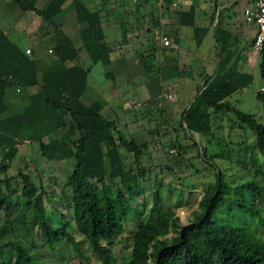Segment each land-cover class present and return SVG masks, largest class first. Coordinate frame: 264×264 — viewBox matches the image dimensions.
I'll return each instance as SVG.
<instances>
[{
	"label": "trees",
	"instance_id": "16d2710c",
	"mask_svg": "<svg viewBox=\"0 0 264 264\" xmlns=\"http://www.w3.org/2000/svg\"><path fill=\"white\" fill-rule=\"evenodd\" d=\"M68 1L47 0V8L41 10L35 0H8L7 10L35 12L42 21L55 27L51 41L56 62L44 72L41 92L31 96L29 105L17 118L15 134L0 132V217L9 225L14 220L18 205L30 209L34 219L15 223L12 227H37L41 241V245L37 246L33 241L16 242L13 236L0 245V256L10 250L15 253V258L8 261L2 257L0 264H35L33 250L36 247L39 250H55L65 243L75 249V257L65 264H94L83 244L89 246L100 264H116L112 248L123 239L126 220L139 208L145 207L148 191L154 198L152 217L139 223L132 238V253L121 264H264V237L257 233L260 225H264L258 202L264 195V188L257 180L263 170L254 152L248 155L247 160L253 171L247 167L246 158L239 156L236 163L231 162L239 173L249 175L248 180L231 183L227 173L216 163L217 159L228 160V145L221 141V153L210 154L195 142L192 148L198 149L197 158L208 164V169L196 170L200 175L205 171H214L215 184L203 195L195 219L189 226H181L174 210L161 211L164 182L151 190L141 185L142 181L145 182L147 170L145 151L150 149V144L128 139L119 130L116 121L104 116L105 104L102 101H95L90 106L82 102L89 90L92 67L98 64L111 66L116 57L124 58V54L117 52L122 46L108 41L100 14L92 11L85 0H71V5L65 8ZM177 1L121 0L117 4L120 9L126 10L124 24L136 41L131 51L136 53L137 46L146 49L140 53L144 55L143 69L150 75L147 85L155 82L160 88L156 94L151 92L154 100L163 95L162 84L168 85L181 77L183 72L182 68L175 66L173 59L162 58L158 62L154 57L158 51L166 54L177 49L174 39L178 31L167 30L164 19L174 13L178 15V27L193 30L197 47L202 45L210 31V27L196 25L197 9L206 0H190L192 3L187 9L184 7L187 0ZM175 2L178 7L173 10ZM215 2L218 8V0ZM68 10L75 12L78 24L88 25L80 35L87 59L92 63L90 67L85 65L79 50L57 24ZM215 20L216 13L211 26ZM214 32L219 50L217 69L212 75L200 73V77L205 79L204 85L197 88L196 96L184 110L180 128L186 136L192 134L215 139V124L228 117L232 125L246 127L255 137V147L264 159V125L255 115L244 113L230 102L234 95L247 90L255 81V74L238 68L248 48L241 49L239 38L220 23L215 26ZM158 33L163 35L157 38ZM164 36L172 41L168 48L161 45ZM261 55L264 77V50ZM67 62L74 63V66L67 67ZM38 73L37 59L29 57L8 34L0 32V114L6 110L4 99L7 88L37 86L40 83ZM106 78L116 79L112 72ZM256 97L264 105V89ZM62 130L65 134L56 138L55 134ZM26 142L39 145L42 156L47 160L74 162L66 190L63 191H70L67 194L71 199L70 220L64 211L59 210V226L49 221V212L44 205L48 194L43 186L39 189L31 177L24 174V187L18 198L20 203L15 204L14 196L19 194V190L12 187L15 178L2 177L10 166L16 147ZM172 149H177L182 156L189 151V147L178 140L170 144L169 150L162 145L156 154L162 159L160 154L164 152L169 158ZM151 160L156 159L151 156ZM183 165L179 162L169 168L177 178L176 182L185 173V168L181 171L176 168ZM152 169L157 174L160 171L166 173L167 166L154 165ZM76 234L81 236V241L76 239ZM170 234L173 236L169 237Z\"/></svg>",
	"mask_w": 264,
	"mask_h": 264
},
{
	"label": "rangeland",
	"instance_id": "374dc122",
	"mask_svg": "<svg viewBox=\"0 0 264 264\" xmlns=\"http://www.w3.org/2000/svg\"><path fill=\"white\" fill-rule=\"evenodd\" d=\"M125 11L126 10H123L124 14ZM0 15V23L7 25L11 18L9 13L7 11L5 13L0 11ZM11 20L13 21V17ZM105 21H107V19ZM110 21L112 20H109V23ZM130 34L133 33L129 30L127 31V27L124 24L123 29H120L118 35L123 45L129 42ZM159 35L161 36L163 33H158L156 37L158 38ZM251 39V37L249 39L244 38V40L241 41V48H248L244 56H247L250 52ZM182 44L187 47L180 52L174 50L163 54L158 51L154 56L158 62L162 58H171L175 61V66L183 69L181 77L175 78L168 85L162 84L164 93L155 100L152 93L156 94L160 88L155 82L147 85V79H149L150 75L143 69L142 61L144 60V55L140 53V51L146 49H142L139 46H137L138 50L136 53L128 48L123 52L126 54L125 56H130L132 59H130L129 63H124V61L121 62L117 67L120 73L117 82L104 79V81L101 82L98 80L96 83V80L92 77L90 78V84L94 85L99 91L103 90V99L106 102L105 115L108 118L115 119L119 130L130 140H134L139 144H150V149L145 151L147 154L145 157V166L147 170L145 182L142 181L141 185L151 190L163 181L165 187L161 189V211L167 209L174 210L176 218L180 219L181 226L186 227L195 219L196 212L199 210V202L205 192L210 190L215 184L214 171H205L202 175L197 172V170L208 169V164L201 162V160L197 158L198 149L192 148L195 142L199 143L202 148H206L210 154L221 153L223 147L219 145V142L223 141L225 145H228L230 150L229 154L226 156L228 160L222 161L217 159L216 163L227 173L228 181L231 183H238L239 181L249 179V175L238 172L234 163H236L239 156L243 159L246 158V161L249 160L248 155L254 152L259 159V166L263 170V174L260 175L257 180L264 188V159L255 147V137L246 127L239 124L232 125L228 117H224L225 119L223 122H217L215 124V139L202 138L192 134L186 136L181 130L180 122L184 110L196 96L197 88L204 85L205 79L200 77L201 72L206 73L202 67L204 64L203 62L207 60L206 62L209 61V63H211L212 60L217 58V51H213V54H210L211 56L207 55L208 50H212L214 45L213 35L205 39L201 49L204 61H201L202 63L200 65L199 61H193L196 53L199 52L193 38L183 40ZM252 58L253 60L250 64L247 62L244 65H240L239 69L255 74V81L247 90L234 95L230 99V102L231 105L239 108L244 113L255 115L259 122L264 125V105L259 102L256 97V94L264 89V77L261 69L263 56H252ZM152 59L153 58L149 59V62H151ZM209 70H211V68H209ZM104 71H106V68L100 64L95 68L93 74H101ZM98 100L101 101L99 97L91 98L86 96L84 98L86 104H91ZM231 118L235 120L234 116ZM10 128L8 129L10 130ZM10 131L14 133L13 130ZM64 134L65 131L62 130L57 132L55 137L59 138ZM178 140L182 142L184 146L189 147V151L186 155L182 156L177 149H172L169 158L166 157L164 152L160 154L162 159L158 158L159 155L156 153L162 145L169 150L170 144ZM47 141L48 140H46V142ZM151 156H154L156 160H151ZM132 161L134 160L132 159ZM179 162H183L184 165L177 167L176 170L181 171V168H185V170L183 169L185 173L182 174V176H180L181 179L176 182L177 178L169 171V168L175 167ZM231 162L234 163L232 164ZM9 164L10 166L7 172L2 175V177L4 179L15 178L12 181V187L15 190H19V194L14 196L15 204L20 203L18 198L21 189L24 187L22 176L27 174L39 189L43 186V189L48 194V197L44 200V205L49 212L48 216L50 223L56 226L60 225L59 210L64 211L67 218L70 220L69 212L71 209V199L67 197L70 191L67 190L65 193H63V191L64 189L66 190L69 177L72 174L74 167L73 161L47 160L42 156L39 145L24 144L16 148V152ZM154 165L158 167L167 166L166 173H161L160 171V174H157V171L152 169ZM247 167L253 171L249 162ZM141 200L142 199H140L139 202H141ZM145 201V207L139 208L135 215L126 220L124 223L125 235L123 239L118 241L112 248L116 264H121L131 255L133 247L132 238L139 223L147 222L152 217L151 209L154 205V198L150 191L146 194ZM258 202L261 205L264 218V195ZM156 216L157 214L154 215V217ZM33 219L34 213L30 209L24 208L21 204L18 205V209L14 213L12 224L8 225L6 220L0 217V245L8 242L14 236L16 237V242L22 241L30 243L33 241L37 246H40V233L37 227L34 229L32 227L17 225H15V229L12 227L15 223L31 222ZM257 233L264 237V225H260ZM75 236L78 241L82 240L81 236L77 234ZM172 236L173 234L169 235V237ZM83 247L85 252L93 258V263L100 264L98 258L89 250V246L83 244ZM33 253L35 255V264H65L75 257L74 247L67 243L58 245L55 250L48 248L39 250L36 247ZM2 257L8 261H13L15 253L9 250L4 255L0 256V258Z\"/></svg>",
	"mask_w": 264,
	"mask_h": 264
},
{
	"label": "crops",
	"instance_id": "0c3cea01",
	"mask_svg": "<svg viewBox=\"0 0 264 264\" xmlns=\"http://www.w3.org/2000/svg\"><path fill=\"white\" fill-rule=\"evenodd\" d=\"M35 2L37 8L41 10L46 9L48 6L47 0H35ZM85 2L92 11L98 12L100 14L108 41L111 44H121L122 47L117 52L119 54L120 53L124 54L123 52L126 51L127 48L129 50H132V47L136 41H134L133 38H131L132 37L131 34L129 37L130 38L129 42L126 45H123V43L120 42L121 41L120 38L118 37L119 31L120 29H123L126 19V15L124 14L123 9H120L117 5L118 2H121V0H85ZM71 3L72 1L69 0L65 5V8H68L71 5ZM191 3L192 2L190 0L185 1L184 7L186 9L189 8ZM255 3L256 0H218L219 6L218 8H216L215 0H206L198 7L196 12V25L198 27H210V31L207 37L213 35V39H214V45L212 47V50L209 49L207 55L213 54V51H217L216 53L217 60L214 59L211 61V63H209V61L206 62L207 61L206 59H205L206 61H204L203 59L204 57L201 54L202 53L201 49L207 37L204 39L202 45L200 47H197L193 36V30L190 28H179L178 27L179 17L175 13L164 19L163 24L165 25L167 30L176 29L178 31V36L174 39L175 40L174 44H176L177 52L186 49L185 47L187 46L182 44L183 40H189L193 38L195 46L199 51L196 53V56L193 59V61L195 60L199 61V65L202 63L201 61H204L203 62L204 64L202 66L203 69L205 70L207 75H212L215 73L218 65L219 50L216 44L215 32H214V28L218 23H220V25H223L226 29L230 30L233 34H235L236 37L239 38L240 42L243 41L244 38L246 39H249L250 37L252 38L250 42L251 45V48L249 49L250 52L247 54V56H243V58L239 61L238 68L240 67V65H244L247 62L250 64L251 61L253 60L252 56L258 57L255 56L252 52V47H253L252 42L254 41L256 35V27L252 24L247 23L244 17L245 11L247 9H253ZM8 7H9L8 0H0V11L2 13H5L7 11L11 16V18L13 17V21L9 17L10 19L7 25L0 23V32H5L6 34H8L10 39L13 42L18 43L26 52L27 50H31L33 52V55L29 57L37 59L38 68H39L38 79L40 81V83L34 87H29V88L9 87L6 90L5 99H4L6 110L0 114V132L9 135H14L17 128V118L23 114L24 110L29 105L31 96L41 92L43 85V74L44 72L48 71V69L52 67L56 62V58L53 57L54 44L51 41V36L55 31V27L52 24L42 21L40 16H38L35 12L32 11L25 12L20 9L7 10L6 8ZM175 9L176 8H173V10ZM215 13L216 15L217 14L218 15L216 17L214 25L211 26L212 17ZM106 19L107 21H105ZM109 20L112 21H110L109 23ZM57 24L61 26L62 31L70 38L76 49L79 50L81 58L85 61V65L87 67H90L92 63L90 60L87 59V52L83 47V43L80 35L81 31L87 28L88 25L78 24L76 21L75 12L71 10H68L66 14L58 20ZM197 56L202 58L203 60L198 58ZM130 59H132L130 58V56L128 57L125 56L124 58L119 56L116 57L114 62L115 66L114 64L111 66H104L106 68V71L102 72L101 74H93L95 68L100 64L92 67V71L89 76V90L83 96L82 102L85 105L90 106L95 101L92 102L91 104H86L84 102V98L86 96L91 98L99 97L106 106V102L103 99V90L99 91L94 85L90 84L91 83L90 78L93 77V79L96 80V83L98 82V80L102 82L104 81V79L117 82L120 75L119 70H117V67L123 61L124 63H129ZM66 66L72 67L74 66V63L67 62ZM209 68H211V70H209ZM110 72H112L115 75L116 79L106 78L107 74ZM103 114L104 116H106L105 109L103 111ZM67 119L68 121H70V117H68ZM111 120L115 121V119L113 118ZM8 128H10V130H13L14 133H11V131ZM46 140L48 139H45V141ZM24 144H34V143L26 142ZM20 146L21 145H18L16 148H19ZM1 159H2V154L0 153V160Z\"/></svg>",
	"mask_w": 264,
	"mask_h": 264
},
{
	"label": "built area",
	"instance_id": "2783aa9c",
	"mask_svg": "<svg viewBox=\"0 0 264 264\" xmlns=\"http://www.w3.org/2000/svg\"><path fill=\"white\" fill-rule=\"evenodd\" d=\"M174 8L178 7V3L173 4ZM244 17L247 23L256 27V35L252 47V52L255 56H260L264 50V0H256L253 9H247L244 13ZM172 41L170 37L164 36L161 38V45L164 48L170 47ZM27 55L32 56L33 52L27 50Z\"/></svg>",
	"mask_w": 264,
	"mask_h": 264
}]
</instances>
